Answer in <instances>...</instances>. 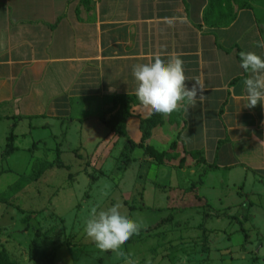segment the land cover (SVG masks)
<instances>
[{
  "label": "crops",
  "instance_id": "0c3cea01",
  "mask_svg": "<svg viewBox=\"0 0 264 264\" xmlns=\"http://www.w3.org/2000/svg\"><path fill=\"white\" fill-rule=\"evenodd\" d=\"M209 3L0 0V121H7L15 133V149L20 138L28 139L27 145L33 147L43 142L48 146L53 140L50 146L63 153L56 141L68 138V129H62L65 120L74 121V110L84 115V110H90L82 118L89 134L82 137L77 156L94 154L87 163L92 165L93 159L97 165L98 149L94 148L102 141L114 146L121 139L104 120L118 109L114 108L115 94L135 92L132 66L148 63L156 54L162 53L165 60L178 55L188 78L186 85L191 88L198 78L205 88L195 107L185 111L181 104L184 123L175 130L169 122L161 125L173 133L168 138H177L181 156L185 149L202 152L203 161L187 155L194 159L183 167L191 165L196 175L208 169L211 187L221 189L208 192L209 210L218 208L213 198L222 206L240 205L224 200L225 194L234 191L245 196V205L251 196L260 202L264 195V105L258 103L251 109L243 105L248 73L240 67L239 52L254 51L264 59V48L256 46L257 41H264V0H213L206 21ZM132 113L127 129L139 144L140 120L148 115L140 105H134ZM53 120L61 121L57 130L62 135L55 133ZM17 121L27 124L22 133L16 131ZM2 151L0 155L6 156ZM214 216L221 217L217 213L210 219Z\"/></svg>",
  "mask_w": 264,
  "mask_h": 264
},
{
  "label": "rangeland",
  "instance_id": "374dc122",
  "mask_svg": "<svg viewBox=\"0 0 264 264\" xmlns=\"http://www.w3.org/2000/svg\"><path fill=\"white\" fill-rule=\"evenodd\" d=\"M89 111L84 110V115L82 110H74V121L65 120L62 129H68V138L56 141L63 153L50 146L53 140L48 146L43 142L33 147L27 145L28 139L20 138L10 157L0 155V192L19 175L29 173L37 158L46 156L51 161L60 154L65 163L62 167L54 163L56 167L47 169L12 202H0V248L7 250L12 264H124L111 251H99L84 233L91 208L107 209L116 203L121 204L123 214L144 225L122 246L139 264H146L149 257L152 264H185L182 257L186 264H264V195L260 202L248 197L245 205V196L234 191L225 194L224 200L240 205L222 206L213 198V206L218 208L209 210L208 192L221 189L211 187L213 177L206 176L208 169L196 175L191 165H179L182 152L178 151V158L160 161L136 142L126 148L124 137L114 146L102 141L94 148L98 149L97 165L93 159L89 165L94 154L77 156L82 137L89 134L82 126ZM61 125L60 120H53L56 134L62 135L58 131ZM26 126L19 123L16 131L22 133ZM10 130L2 119L0 153ZM134 130L132 126L133 136ZM172 135L168 126H158L145 143L158 152L172 151L175 138H168ZM193 159L188 156L186 161ZM99 160L103 163L98 164ZM216 212L221 217L210 219Z\"/></svg>",
  "mask_w": 264,
  "mask_h": 264
},
{
  "label": "clouds",
  "instance_id": "9594fccd",
  "mask_svg": "<svg viewBox=\"0 0 264 264\" xmlns=\"http://www.w3.org/2000/svg\"><path fill=\"white\" fill-rule=\"evenodd\" d=\"M256 46L264 48V41H257ZM156 54L148 63L132 66V75L136 87L135 96L141 108L150 117L153 114L168 116L179 111L195 107L198 98H202L204 86L195 78L189 88L188 78L184 74L183 60L178 55H171L167 60ZM240 67L248 73L244 80V107L254 108L258 103L264 105V59L254 51H240ZM199 94V95H198ZM121 204L116 203L107 209L91 208L85 222L84 233L101 252L111 251L117 258H123L124 264H139L132 253H125L122 246L134 235H138L144 225L121 212ZM185 261L186 258L182 257ZM146 264H152L151 257Z\"/></svg>",
  "mask_w": 264,
  "mask_h": 264
},
{
  "label": "trees",
  "instance_id": "16d2710c",
  "mask_svg": "<svg viewBox=\"0 0 264 264\" xmlns=\"http://www.w3.org/2000/svg\"><path fill=\"white\" fill-rule=\"evenodd\" d=\"M249 5V4H247ZM213 7V0H210L208 7L204 12V18L206 21L209 20V13L211 8ZM114 108H118L117 111L111 115L110 118L104 120V123L112 128V130L121 137L126 139V148H132V145L135 142L129 135L128 132V119L133 115L132 107L134 105H140L134 93H119L115 94L113 97ZM169 122L173 130L179 127L180 123H184L182 117V109L179 111H174L168 116H163L161 114H153L152 116H147L145 118H141L140 120V129L142 132L141 141L138 145L145 146L147 150H149L156 158L160 159V161H164V159L171 160L174 158H178L180 154L177 151L178 142L174 139L171 143L172 151H163L158 152L152 146L146 145L145 141H147L153 134L154 130L163 125L164 123ZM15 133L13 131L7 137V143L5 147L6 156L10 155L14 149V141H15ZM59 151V150H58ZM187 155H191L197 158L200 161L204 160L202 152L200 150H186L185 155L181 156L179 159V165L184 166ZM56 163L58 166H63L64 163L61 161L59 154L55 159V162L50 161L46 158V156L42 158H37L34 160L32 164V169L29 173H23L19 175V177L11 183L4 191L0 192V202L2 203H10L11 199L17 195L20 191H22L26 186L38 181L41 176L45 173L47 169L52 167ZM1 173V171H0ZM202 175V174H201ZM208 203V201L206 200ZM24 219H29L26 216ZM204 249H209V247H204ZM12 258L5 248H0V264H12Z\"/></svg>",
  "mask_w": 264,
  "mask_h": 264
}]
</instances>
